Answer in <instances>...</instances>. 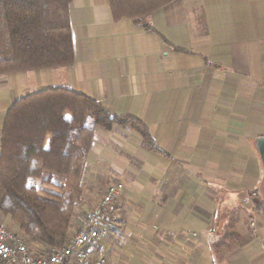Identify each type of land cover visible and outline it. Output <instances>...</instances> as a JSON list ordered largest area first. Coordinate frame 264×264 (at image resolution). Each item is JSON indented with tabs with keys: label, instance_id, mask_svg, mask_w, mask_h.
I'll return each mask as SVG.
<instances>
[{
	"label": "crops",
	"instance_id": "0c3cea01",
	"mask_svg": "<svg viewBox=\"0 0 264 264\" xmlns=\"http://www.w3.org/2000/svg\"><path fill=\"white\" fill-rule=\"evenodd\" d=\"M69 14L71 66L0 75V156L17 101L84 95L141 121L161 151L130 127L96 130L85 198L125 185L112 264H264V0H176L141 24L116 21L109 0H72Z\"/></svg>",
	"mask_w": 264,
	"mask_h": 264
},
{
	"label": "trees",
	"instance_id": "16d2710c",
	"mask_svg": "<svg viewBox=\"0 0 264 264\" xmlns=\"http://www.w3.org/2000/svg\"><path fill=\"white\" fill-rule=\"evenodd\" d=\"M175 1L109 0L116 21L137 24ZM71 2L0 0V75L74 63ZM115 126L130 127L150 151L161 152L141 121L113 116L84 95L56 89L17 101L1 141L0 216L18 224L31 242L61 249L82 202L96 130L111 132Z\"/></svg>",
	"mask_w": 264,
	"mask_h": 264
},
{
	"label": "built area",
	"instance_id": "2783aa9c",
	"mask_svg": "<svg viewBox=\"0 0 264 264\" xmlns=\"http://www.w3.org/2000/svg\"><path fill=\"white\" fill-rule=\"evenodd\" d=\"M124 183L107 186L96 208L86 213L77 234L61 248L33 250L31 242L0 216V264H112L105 246L119 232L120 215L114 212Z\"/></svg>",
	"mask_w": 264,
	"mask_h": 264
},
{
	"label": "rangeland",
	"instance_id": "374dc122",
	"mask_svg": "<svg viewBox=\"0 0 264 264\" xmlns=\"http://www.w3.org/2000/svg\"><path fill=\"white\" fill-rule=\"evenodd\" d=\"M112 184H114V183H109L106 186L100 188L99 190H97V192L95 193L94 197L90 196L89 197L90 199L88 198V200H87V198H85V195L83 194L82 202L77 206V208L75 210L76 211L75 212V217L73 218L72 225H71V228H70V231H69V234H68L67 241L71 240L77 234L78 230L80 229V227H81V225H82V223L84 221L86 213L88 211L87 210L88 206H89L90 209L96 208L97 205L99 204L104 192H105V189L107 188V186L112 185ZM83 190H84V188H83ZM85 201L89 202L88 203L89 205L87 207H85ZM93 205H94V207H93ZM85 210H86V212H85ZM2 218L6 221V223H10L12 229L19 230L22 233H24L22 231L21 227L18 224L13 223L10 220L9 217H2ZM256 225H257V223H256ZM262 234H263L262 237L264 238V229H263ZM44 246L45 245L40 243V242H33V244H32L33 250H36V251L41 249ZM157 258H158L159 261L162 262V264H165V263L174 264L175 262H177V256H175L173 253H172V255L168 254V255H164V256H157ZM255 264H258V261Z\"/></svg>",
	"mask_w": 264,
	"mask_h": 264
},
{
	"label": "water",
	"instance_id": "95a60500",
	"mask_svg": "<svg viewBox=\"0 0 264 264\" xmlns=\"http://www.w3.org/2000/svg\"><path fill=\"white\" fill-rule=\"evenodd\" d=\"M256 149L261 157L264 166V138H260L256 141Z\"/></svg>",
	"mask_w": 264,
	"mask_h": 264
}]
</instances>
